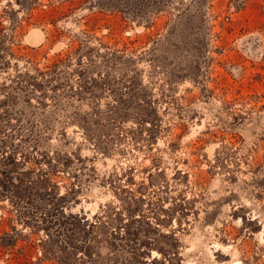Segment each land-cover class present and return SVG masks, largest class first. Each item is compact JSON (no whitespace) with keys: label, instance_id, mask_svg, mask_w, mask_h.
<instances>
[{"label":"rangeland","instance_id":"1","mask_svg":"<svg viewBox=\"0 0 264 264\" xmlns=\"http://www.w3.org/2000/svg\"><path fill=\"white\" fill-rule=\"evenodd\" d=\"M0 264H264V0H0Z\"/></svg>","mask_w":264,"mask_h":264},{"label":"bare ground","instance_id":"2","mask_svg":"<svg viewBox=\"0 0 264 264\" xmlns=\"http://www.w3.org/2000/svg\"><path fill=\"white\" fill-rule=\"evenodd\" d=\"M32 34V33H31ZM36 34V33H35ZM37 35V34H36ZM39 35V34H38ZM33 36H35V35H33Z\"/></svg>","mask_w":264,"mask_h":264}]
</instances>
